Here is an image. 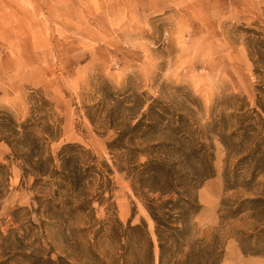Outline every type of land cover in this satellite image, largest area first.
Wrapping results in <instances>:
<instances>
[{"label": "rangeland", "instance_id": "374dc122", "mask_svg": "<svg viewBox=\"0 0 264 264\" xmlns=\"http://www.w3.org/2000/svg\"><path fill=\"white\" fill-rule=\"evenodd\" d=\"M0 264H264V0H0Z\"/></svg>", "mask_w": 264, "mask_h": 264}, {"label": "trees", "instance_id": "16d2710c", "mask_svg": "<svg viewBox=\"0 0 264 264\" xmlns=\"http://www.w3.org/2000/svg\"><path fill=\"white\" fill-rule=\"evenodd\" d=\"M148 211H149L150 215L152 216L153 220L155 221L156 234H157L158 238L160 239L159 234H158V229L160 227V225H159L158 208H154L153 206H150V207H148Z\"/></svg>", "mask_w": 264, "mask_h": 264}]
</instances>
